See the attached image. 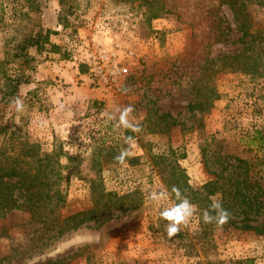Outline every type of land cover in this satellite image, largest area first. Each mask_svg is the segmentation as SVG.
Returning <instances> with one entry per match:
<instances>
[{
    "label": "rangeland",
    "instance_id": "obj_1",
    "mask_svg": "<svg viewBox=\"0 0 264 264\" xmlns=\"http://www.w3.org/2000/svg\"><path fill=\"white\" fill-rule=\"evenodd\" d=\"M35 2L38 11L26 0H0V127L13 131L9 141L1 132L0 143L51 155L48 176L63 200L53 213L0 217V264H264V233L203 222L210 197L225 204L223 193L190 198L198 211L171 239L159 211L178 201L173 195L158 207L148 198L182 185L179 168L194 190L216 173L244 170L253 191L264 189V3L237 14L225 0ZM32 26L53 29L57 48H29L30 66L16 45ZM100 49L116 50L126 69L108 83L90 71ZM237 52L240 62L215 70L214 59ZM15 75L29 77L12 94L7 77ZM17 96L23 112L11 103ZM127 105L138 133L119 126L118 113L111 121L102 115ZM123 148L131 156L119 164L113 158ZM79 211L86 215L77 226L62 221ZM231 211L241 225L244 216ZM251 217L264 229V208Z\"/></svg>",
    "mask_w": 264,
    "mask_h": 264
},
{
    "label": "trees",
    "instance_id": "obj_2",
    "mask_svg": "<svg viewBox=\"0 0 264 264\" xmlns=\"http://www.w3.org/2000/svg\"><path fill=\"white\" fill-rule=\"evenodd\" d=\"M27 7L29 10L38 11L40 9L39 3L35 0H26ZM231 7V9L237 14H245L244 10L248 3L258 2L263 4L264 0H225ZM28 15V14H26ZM156 16V15H155ZM32 26L22 33L20 36L16 48L18 50V56L21 55L24 62L28 65L31 64L35 57L27 52L29 48H34L37 53H41L47 50V45L57 48V45L51 43L50 35L56 34L53 29L43 28L42 26H37L34 28ZM241 52L233 53L231 55H224L217 59H214L215 70L222 69L224 67H232L233 62H240L239 55ZM242 58L243 55H242ZM219 65H218V64ZM207 64V63H205ZM211 65V60L208 65ZM32 66V65H30ZM203 65V69L207 68ZM29 76L15 75L14 77H7V86L10 89V93L14 94L18 85L22 82H26ZM10 128L7 125L0 127V133L3 132V141H9V133L12 134L13 131H9ZM259 139H263L262 133L260 131L255 132ZM7 138V139H6ZM6 141L0 143V217L17 210L30 211L33 216L40 215V208H47L49 213L55 211V206L61 200H63V194L58 188L52 186V181L48 176L52 171L50 160L51 155L40 153L36 154L18 152L13 153L10 150L15 149L14 146H6ZM3 143V144H2ZM10 149V150H9ZM57 163V162H55ZM245 163V162H244ZM59 164V163H58ZM158 164V163H157ZM159 166V164H158ZM161 168V167H160ZM178 176L183 178L182 185H176L181 189L182 194L187 195L189 199L198 202L201 197L208 198L211 195H215L217 192L224 194L228 200L223 207L229 212L233 208L239 210V213L244 217L241 219V225L234 224V221L229 220L227 224L235 228H242L243 230H256L258 233H264V229L258 225L249 223V221L255 220L253 215H257L264 208V189H260L259 192L253 191V183L251 177L248 175L247 171H243V177L241 174L237 173L236 177H228L223 174L216 173V177L210 180L203 189L194 190L185 183L186 175L183 169L179 168ZM161 176H163V181L169 184L167 181L166 170L164 167L159 169ZM164 172V173H163ZM221 179L222 182H218ZM223 185H226L224 187ZM258 193V194H257ZM101 191L97 195L95 191V197L98 199L101 197ZM194 198V199H193ZM231 211V212H232ZM86 212L79 211L72 215L62 218V221H72L73 224L70 226H77L84 219ZM44 217H47L44 216ZM54 220L58 217L54 215ZM54 224V222L52 221ZM76 224V225H75ZM61 225V224H60ZM213 227H218L215 223L210 224L212 230ZM206 230H204L205 232ZM207 234V232L205 233ZM249 259L230 261L229 264H243L248 263Z\"/></svg>",
    "mask_w": 264,
    "mask_h": 264
},
{
    "label": "clouds",
    "instance_id": "obj_3",
    "mask_svg": "<svg viewBox=\"0 0 264 264\" xmlns=\"http://www.w3.org/2000/svg\"><path fill=\"white\" fill-rule=\"evenodd\" d=\"M125 91H127V89H125ZM11 103L15 105L17 112H23L25 110V104L21 97H14ZM134 110L133 105H127L123 108L117 107L113 112H103L102 115L111 121L116 119V114L118 113V125L133 133H138L142 129L130 119ZM133 142L134 136H127L125 138L126 144L131 145ZM130 156L131 149L123 148L113 159L119 164H124ZM173 195L178 203H172L170 206L163 207L162 210L159 211V217L167 221L165 229L169 239L178 236L181 228L187 227L190 224L191 218L198 211V206L193 204L187 195L182 194L181 189L176 185H173L170 191L167 188L159 191H152L149 193L148 198L159 207L162 202L168 201ZM210 200L212 202L209 207L202 210V220L206 224L215 223L218 227H222L230 220L231 213L223 207L220 199L212 196Z\"/></svg>",
    "mask_w": 264,
    "mask_h": 264
},
{
    "label": "built area",
    "instance_id": "obj_4",
    "mask_svg": "<svg viewBox=\"0 0 264 264\" xmlns=\"http://www.w3.org/2000/svg\"><path fill=\"white\" fill-rule=\"evenodd\" d=\"M89 65L90 71L95 78L106 83L126 72L122 61L118 58L116 50H98L91 56Z\"/></svg>",
    "mask_w": 264,
    "mask_h": 264
}]
</instances>
